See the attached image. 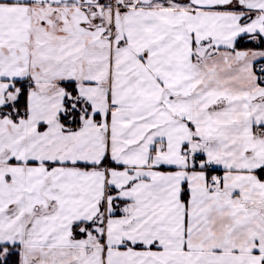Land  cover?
Segmentation results:
<instances>
[{
  "label": "snow or ice",
  "instance_id": "1",
  "mask_svg": "<svg viewBox=\"0 0 264 264\" xmlns=\"http://www.w3.org/2000/svg\"><path fill=\"white\" fill-rule=\"evenodd\" d=\"M0 264H264V0H0Z\"/></svg>",
  "mask_w": 264,
  "mask_h": 264
}]
</instances>
